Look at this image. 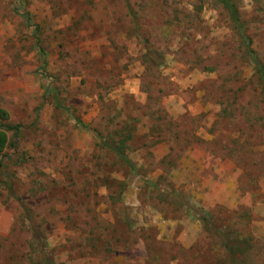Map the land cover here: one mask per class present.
<instances>
[{
    "label": "rangeland",
    "instance_id": "374dc122",
    "mask_svg": "<svg viewBox=\"0 0 264 264\" xmlns=\"http://www.w3.org/2000/svg\"><path fill=\"white\" fill-rule=\"evenodd\" d=\"M231 3L0 0V264H264V0Z\"/></svg>",
    "mask_w": 264,
    "mask_h": 264
},
{
    "label": "trees",
    "instance_id": "16d2710c",
    "mask_svg": "<svg viewBox=\"0 0 264 264\" xmlns=\"http://www.w3.org/2000/svg\"><path fill=\"white\" fill-rule=\"evenodd\" d=\"M217 3H219L221 8L224 10L231 24L235 26L236 28L238 27L240 28L238 17H237V11L234 5L231 3V0H217ZM7 120H8L7 113L0 108V122L3 123L2 125L0 124V153L7 146V137H6L5 131L8 129H13L7 125ZM115 151H117V149ZM117 155L120 159L124 160V156H122V154H117ZM125 163H127L126 160H125ZM44 261L49 262L47 260H44ZM49 264L51 263L49 262Z\"/></svg>",
    "mask_w": 264,
    "mask_h": 264
}]
</instances>
